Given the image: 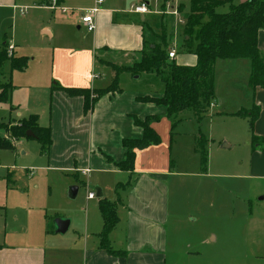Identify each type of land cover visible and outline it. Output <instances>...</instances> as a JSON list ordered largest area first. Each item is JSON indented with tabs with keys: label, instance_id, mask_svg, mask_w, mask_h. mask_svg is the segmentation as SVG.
Returning a JSON list of instances; mask_svg holds the SVG:
<instances>
[{
	"label": "crops",
	"instance_id": "0c3cea01",
	"mask_svg": "<svg viewBox=\"0 0 264 264\" xmlns=\"http://www.w3.org/2000/svg\"><path fill=\"white\" fill-rule=\"evenodd\" d=\"M97 1L59 0L63 7L69 9L68 13H63L49 9L50 0H0V46L6 43L13 47L15 57L29 58V55H33L32 49H25V44L23 45V41L18 38L17 23L15 24L17 13L24 17L33 10L34 14L29 17L33 22L35 18L39 20L44 17L42 12L62 14L54 18V21L42 19L38 23L40 34L47 35L52 41L73 33L74 27L80 33L84 31L90 36V41L81 43L82 46L78 50L73 49L72 42L58 46L75 51L69 50L75 60L77 58V66L67 65L65 59L60 57L61 51L57 47L52 49L51 56L44 49H37V54L29 58L28 68L23 72L12 71L11 64L6 63L10 68L9 82H12L15 88L10 102L3 105L8 107L10 112L8 123L17 125L35 115L39 117L41 127L51 128L53 144L48 155L41 154L42 167L50 172L73 175L76 178L75 184L79 187L78 195L82 186H87L91 193H96L92 191V188L96 187L102 190L104 199L117 204L119 223L110 234L111 252L101 248L99 234L103 230L104 222L98 199L95 205L88 207L83 229L77 228L71 237H61L48 225L46 229L34 230L30 235H27L28 232L23 233V237L16 245L9 243L6 237V241L0 245V264H203L208 255L203 258L199 250L195 253L189 252L186 246L188 249L193 248L189 244L190 238L184 240L176 233L171 238L170 232L171 178L188 175L190 171L195 172L191 175L208 177V168L202 170L201 157L195 150L200 136L194 134L189 143L191 149L184 153L177 151L178 156H174V147L168 152L166 145L136 150L134 172L121 171L116 166L125 160L126 150L123 141L143 137L144 131L135 125L134 118L145 120L152 116L167 117L164 107L137 101V98L146 96L161 98L164 93L161 78L156 74H142L151 76L148 77V84L153 88L156 84H162V90L143 91L131 95L124 92L106 95L97 102L94 111L88 115L84 114L82 97H71L61 89L53 90L58 86L91 90L107 88L115 77L112 65L131 66L140 59L144 43L158 44V41H161L160 45L163 44L165 37L161 39L162 35L153 33L155 41L149 37V33L152 32L146 23L149 13L131 14L127 10L131 5L142 2H145L150 10L151 0H104L99 6L100 12L95 17L96 30L89 33L81 23V14L96 7ZM167 2L173 3L172 0ZM175 5L174 8L177 7ZM21 9H27V13L21 15ZM75 12L79 14L75 15ZM63 15H66L67 19H64ZM163 15L165 20L174 14L165 12ZM8 21L12 23L11 33L10 27L4 26ZM166 34L167 32L165 36H170ZM171 37L174 41L171 45L174 46L175 36ZM80 42L79 37V44ZM257 43L264 55V28L259 31ZM173 50L171 48L170 51ZM195 51L192 55L182 56H178L175 51L176 58L173 60L180 66L194 67L197 65ZM66 54L71 56L69 52ZM241 60L245 59L218 60L216 63L217 65L220 61H226L225 64L228 66L241 64L245 67L247 80L240 91L242 96L235 100V108L222 112L224 104L221 100V89L215 80L216 102L209 111L213 116L220 118L248 120L250 125L249 118L234 115L258 107L260 116L254 125L252 137L255 135L264 142V88L252 89L251 62ZM94 75L98 78L93 79ZM107 76L112 81L110 84H107ZM234 87V83H231L229 93L227 92L229 97L235 94ZM225 91L227 90L224 88ZM152 128H155L154 122ZM23 142L24 140L17 142L16 149L12 152L21 148ZM179 142L182 144V141ZM174 145L179 146L178 141ZM175 158H183V163L190 165H183V170L179 172ZM250 170L254 177L261 178L264 182V149L252 151ZM13 173L9 172L8 179ZM263 203L264 198L250 200L252 214L247 219L248 230L245 235L244 231L241 233L239 248L234 246L231 239V243L227 241L224 243L227 253L241 251L247 260L249 255H252L258 264H264V205H261ZM256 212L258 215H254ZM50 219V216L45 215V221ZM257 224L261 228L255 230L254 226ZM232 235L234 236L231 233ZM211 237L213 236L210 235L206 239L203 237L200 246L208 247L213 242L217 244L218 237L214 236V240L210 242ZM177 248L186 253L184 261L171 259L178 253ZM193 254L197 256L192 257Z\"/></svg>",
	"mask_w": 264,
	"mask_h": 264
},
{
	"label": "rangeland",
	"instance_id": "374dc122",
	"mask_svg": "<svg viewBox=\"0 0 264 264\" xmlns=\"http://www.w3.org/2000/svg\"><path fill=\"white\" fill-rule=\"evenodd\" d=\"M164 1L151 0L150 12L146 21L152 31L149 33V37L154 41L153 33L162 35L161 39L167 37L169 43L167 51L173 48L179 54L178 56L192 55L198 41L195 34L190 41L185 35L186 18L191 8L190 1L172 0L177 6L175 8L173 3L167 2L168 5L166 4V9L163 12L161 7ZM181 5H184L183 9ZM130 7L127 9L128 13H130ZM227 11V7L219 10L220 13ZM165 12L166 14L178 12V16L169 15L164 20ZM42 13L44 17L39 20L35 18L34 22L29 20V17L34 14L33 10H30L24 17L18 13L15 14L18 38L23 41V45L25 44V49H32L33 55H29V58L36 55L37 49L40 48L51 56L52 49L57 47L61 51L60 57L65 59L67 65L77 66V58L75 60L72 52L78 50L82 46L81 43H88L90 36L84 31L80 33L74 27L73 33L66 34L60 40L56 38L52 41L47 35L40 34L38 23L42 19L49 22L54 21V18L60 17L62 14ZM74 14L78 15L79 13L75 12ZM64 19H67L66 15ZM4 26L10 27L8 29L10 33L12 32L11 21L5 23ZM165 32L170 36L167 34L165 36ZM171 36H175L174 46L171 45L174 42ZM70 42L74 49L70 48L72 52L69 51L70 49L58 47ZM158 44H161V41H158ZM67 52L71 56L67 55ZM76 55L78 56V54ZM241 61L248 62L249 60ZM225 63L227 62L220 61L214 68V77L220 86L221 100L224 104L222 112L235 108V100L242 96L240 91L247 80L245 67L241 64L228 66ZM9 76L10 68L6 64L0 72V83L9 82ZM148 77L151 76L132 77L125 73L120 77L119 86L124 93L130 95L143 91L162 90V84H156L154 88L150 86ZM111 82L107 76V84ZM231 83H234L236 91L229 97L227 92L229 93ZM224 88L227 91L224 92ZM9 113L8 107L0 102V121L8 123ZM175 122H177L176 126H174ZM154 126L155 132L162 140L160 145H166L168 152H171V147H174V156H178V152L184 153L187 149H191L189 143L194 134L204 135L209 141L206 147L208 177L191 175L195 172L187 170L190 171L188 175H180L178 178L170 180L171 238L175 233L179 238L182 236L184 240L190 238L189 244L193 248L188 249L186 246V250L192 253L199 250L202 252L203 258L208 255L203 264H258L252 255H249L247 260L241 251L227 253L224 244L226 241L231 243V239L234 246L239 248L241 233L244 231L245 235L247 232V219L252 214V208L249 207L250 200L256 201L264 198V182L261 181V178L254 177L250 170L252 151H263L264 142L258 140L256 145H253L249 121L220 118L213 116L209 110L199 121L193 112L185 111L180 114L177 120L159 117V120L154 122ZM3 134L4 132H0V135ZM176 141L179 145L177 147L174 145ZM179 141H182V144ZM41 154V147L35 140H24L21 148H18L16 152H0V245L3 244L6 237L9 243L16 245L23 237V233L28 232L27 235H30L34 230L46 229L47 225L53 231L58 230V219L72 222L69 231L60 234L61 237H71L77 228L83 229L88 207L95 205L98 201V198L94 201L88 200L91 190L87 186L81 187L80 194L76 199H70L69 191L72 187L77 186L76 178L67 173L47 171L40 164ZM187 157L191 158L189 155ZM175 160L179 165V172L183 170V165H190L186 162L183 163V158H175ZM201 167L203 170L202 164ZM9 172L14 173L8 179ZM93 188L92 191L96 192V187ZM45 215L51 217L50 221H45ZM254 215H258V213L256 212ZM57 216L58 218H55ZM174 216L178 218H174ZM174 219L177 220L174 221ZM260 228L259 224L254 226L255 230ZM231 233L234 236H231ZM210 235L218 237V243L213 242L208 247L200 246L201 239L203 237L206 239ZM213 237L210 238V242L214 240ZM177 250L178 253L171 259L184 261L186 253L178 248ZM191 256L196 257L197 255Z\"/></svg>",
	"mask_w": 264,
	"mask_h": 264
},
{
	"label": "trees",
	"instance_id": "16d2710c",
	"mask_svg": "<svg viewBox=\"0 0 264 264\" xmlns=\"http://www.w3.org/2000/svg\"><path fill=\"white\" fill-rule=\"evenodd\" d=\"M190 13L186 18L185 35L189 41L196 35L198 45L195 51L197 65L194 67L180 66L169 58L168 41L163 44L144 43L140 53V59L131 66L112 65L115 77L110 86L104 89H75L55 87L65 91L71 97L84 99V114H91L97 102L109 94H121L120 77L127 73L131 76L156 74L164 84V93L161 98L139 97L140 103H149L164 107L169 119H178L180 114L191 111L201 121L209 108L216 102L214 68L218 60L246 59L251 62L250 85L252 89L264 88V55L258 48V34L264 28V0H189ZM167 0L162 7L165 11ZM182 9L184 5H181ZM228 8L226 13H220L222 8ZM206 21V22H205ZM9 46L3 43L0 49V71L6 63L11 64L12 71L23 72L28 68V57H9ZM15 86L12 82L0 84V102L7 104L11 100ZM234 116L250 119V129L253 132L254 125L260 116V109L239 112ZM159 117H147L145 120L134 118L137 127L143 129L141 139L124 140L123 147L126 150L125 160L116 166L121 171L135 170L136 150H144L151 146H158L162 140L152 128V122ZM177 125L175 122L174 126ZM0 152L15 151V144L23 140H36L41 147V153L48 155L53 144L52 130L39 125L38 116H30L19 124L3 123L0 121ZM33 132L35 138L27 136ZM258 139L252 137L255 146ZM263 141V140H262ZM208 140L204 135L197 139L196 152L201 157L203 170H206L208 158L206 147ZM99 210L104 222L103 230L99 234L101 248L111 252L110 234L119 223L117 204L106 199H100Z\"/></svg>",
	"mask_w": 264,
	"mask_h": 264
},
{
	"label": "built area",
	"instance_id": "2783aa9c",
	"mask_svg": "<svg viewBox=\"0 0 264 264\" xmlns=\"http://www.w3.org/2000/svg\"><path fill=\"white\" fill-rule=\"evenodd\" d=\"M51 5L49 6V9L53 11H61L63 13H68L69 9L63 7L59 0H50ZM104 3V0H98L97 6L93 7L91 9L85 10L81 14V23L82 25L87 29L89 33H93L96 30V21L95 17L100 12L99 6ZM21 15H24L27 13V9H21ZM150 12L148 5L145 2H142L140 4H133L130 7V13L132 14H148ZM174 15H178V12H172ZM13 47H9V55H13ZM169 58L171 60L176 58V52L175 50L169 52ZM98 78L96 75L93 76V79ZM89 200L96 199V193H90L88 196Z\"/></svg>",
	"mask_w": 264,
	"mask_h": 264
},
{
	"label": "water",
	"instance_id": "95a60500",
	"mask_svg": "<svg viewBox=\"0 0 264 264\" xmlns=\"http://www.w3.org/2000/svg\"><path fill=\"white\" fill-rule=\"evenodd\" d=\"M245 1L246 0H244V2ZM27 136L28 137H31V138H35V135H34L33 132H28L27 133ZM78 192H79V187L78 186L72 187L70 189V191H69V198L70 199H76L77 198V195H78ZM96 193H97V198L98 199H103V192H102V190L100 188H97L96 189ZM70 224H71L70 221H60L58 219V222H57L58 230H56V232L58 234H65L66 232H68V230L70 228Z\"/></svg>",
	"mask_w": 264,
	"mask_h": 264
}]
</instances>
